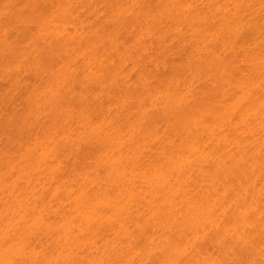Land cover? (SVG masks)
I'll list each match as a JSON object with an SVG mask.
<instances>
[{
  "label": "bare ground",
  "instance_id": "obj_1",
  "mask_svg": "<svg viewBox=\"0 0 264 264\" xmlns=\"http://www.w3.org/2000/svg\"><path fill=\"white\" fill-rule=\"evenodd\" d=\"M131 1L133 7L138 5L137 10L117 0L112 25L90 34L60 30L56 24L80 9L86 3L83 0L27 3L30 15L35 14L28 17L41 26L29 51L19 45L25 37L13 39L10 31L0 30V81L10 87L22 84L25 90L19 100L21 114H8L9 106L14 111L16 104L7 107L0 103V113L12 116L6 126L18 143L12 152L25 148L14 156L0 151V170L18 174L34 189L39 186V192H48L54 202L43 209L25 202L17 204L21 209L10 205V220L0 224L2 236H6L0 238V264H13L17 256L24 264L19 243L34 249L30 264H236L243 254L238 249L245 245L243 251L252 247L251 254H260L258 246L247 240L251 234L260 236L252 229L264 225L261 217L256 218L264 213V166L257 171V163L262 164L257 155L261 153L264 161V147L255 144L253 151L247 143L263 139L264 144L263 133H257L264 128V14L252 11L254 6L250 8L248 0H232L234 5L211 0L208 7L214 15L207 22L180 0ZM151 2L167 15L180 9L179 16L168 18L164 12L154 16L148 13ZM261 10L264 13V5ZM245 13L250 14L249 19ZM258 13L260 19L253 21ZM12 17L22 18L17 12ZM171 19L176 24L188 21L196 44H202L196 47L195 56L189 55L197 58L184 66L187 74L178 65L179 70L176 65L138 64V74L131 81L123 67L107 61L104 55L110 48L105 41L116 35L119 25H136L139 33H148L149 29L167 30L166 24H175ZM248 20L252 25H247ZM41 44L56 52L55 58L40 52ZM83 45L103 52V57L87 65H60L63 52L71 57ZM208 85L225 90L215 93L217 98L222 94L220 100L209 96L211 103L223 104L222 108L206 105V99L200 103L193 96L197 86L201 92ZM137 89L144 91L145 98L150 94L147 99L151 102L140 99L138 105L141 109L149 105L144 109L151 108V112L135 109L140 102L134 97ZM121 101L131 103V110L137 113L127 110ZM75 107L79 109L75 111ZM121 107L137 117L123 122L125 116L113 118L112 113L120 114ZM257 112L263 114L261 120L256 119ZM239 124L248 131H242ZM254 126L258 129H252ZM250 132L253 137L246 136L249 139L244 142V135ZM225 150L231 151L229 156ZM232 150L241 153H236L238 158ZM243 153L250 161L245 168ZM252 159L257 166L250 164ZM241 181L251 183V190L241 186ZM30 221L34 224L27 226ZM37 246H41L38 251Z\"/></svg>",
  "mask_w": 264,
  "mask_h": 264
},
{
  "label": "rangeland",
  "instance_id": "obj_2",
  "mask_svg": "<svg viewBox=\"0 0 264 264\" xmlns=\"http://www.w3.org/2000/svg\"><path fill=\"white\" fill-rule=\"evenodd\" d=\"M32 1H34V0H0V30L5 29L6 31H10L12 33L10 35L13 37V39L15 37H17V36L25 37L24 40L19 43V45L22 46L23 49H26L28 51L31 50V48L33 49V47L31 45H32L33 41L35 39H37L36 36H37V34H39V32L41 30V26L37 22L34 21L35 20L34 18H33V20L31 18V17H35V16H33L35 14L32 13L30 15L29 12H31V10H30L29 7H27L28 5L26 6L27 3H30ZM83 1H85L86 3L80 9H78L75 13H73V15L71 17L65 18V19H60L59 21H57L56 24L58 25L57 27L60 30H62V29L65 28L68 31L78 30V31H84L86 34H90V33H93L94 31L96 33V31L102 30L106 25H112L111 23L113 21V18H115L114 16L116 14L115 11L117 10V12H118L117 0H83ZM118 1H120L121 3H123L124 6L127 7L130 10H137L136 8H137L138 5L136 7H133L134 3H132L131 0H118ZM147 1H149V0H147ZM181 1H183V0H180L179 1L183 6H185L186 3H188L187 5L189 7H191V8H188V9L195 10L196 13H199L203 18H205L206 21H207V19L211 18V16L213 17V15H214L213 11H211L210 8L208 7V3L210 4L211 0H189L190 5H189V2H185L186 0L184 1L185 4H183ZM230 2H231V4L234 5V3H233L232 0H221V3H225V4H230ZM248 2L251 3V6H249L250 8H252L254 6V8H252V11L255 10V9H257V10H260L261 11V13L259 12L260 14H264L263 11L261 10V8L263 9L264 0H248ZM121 3H120V5H121ZM218 3H220V0H219ZM135 4H136V2H135ZM154 4H152V2L149 3V6H150L149 9H151V10H150V12H148L149 10H147V12L150 13V14L155 13L154 16H157V15L160 16V14H163L162 12H164V11H160V13H159V10L160 9L158 8L159 9L158 10L157 7ZM153 5L155 6V9L154 10L155 11H158V12H155V11L153 12V10H152L153 9ZM182 5H179V6H181L180 8H181V11L183 12ZM223 5L224 4H221L219 6H223ZM225 6H227V5H225ZM229 6H231V5H229ZM206 7H207V9H206ZM249 7H247V8L245 7L243 9L245 11H247V12H251V10H250ZM226 8H228V7H226ZM240 9L242 10V8H240ZM179 10L180 9H175L172 13H168L169 16L167 15L166 12H164V13L169 18L170 15H174L175 16V14L177 12H180ZM222 10H223V8H222ZM226 11L229 12L230 10L228 11L226 9ZM226 11L224 10V12H226ZM255 11H254V13H255ZM16 12L18 14H20V17L22 16V18H20L21 20L13 19L12 15L14 13H16ZM182 12L180 14H181L182 20H183V16H185V15L184 14L182 15ZM129 13H130V11L127 12L124 15V17H126L125 19H128L127 18L128 17L127 15ZM157 13H159V14H157ZM231 13H233V12H231ZM240 13H241V11H240ZM259 13H258V15L256 14V17L257 18L255 16L253 18L251 17L252 19L255 18L253 21H255V20L258 21L260 19L259 18V16H260ZM178 14L179 13H177V15ZM28 15H30L31 17H28ZM248 15H250V14H247V16H246V13H245V16L248 17V19H249V16ZM261 16H264V15H261ZM163 17H164V15H163ZM177 17H172V18L175 19ZM167 20L168 19L166 17V22H167ZM250 20H248L246 22L247 25H249V26L252 23ZM164 21H163V23H164ZM178 21L179 20H177L176 22H178ZM261 21H263V20H261ZM126 22H127V20H126ZM126 22H124L125 25H126ZM173 22L175 23V21H173ZM185 22L183 21L180 24L178 22L177 24L175 23L174 25H173L172 22H170V23H172L171 25H169V26H167V24L165 25L166 28H168L167 30H164L163 29L164 27L162 25H164V24L162 23V25L160 24V25H158V27L160 26L161 29H163L164 31H158L157 30V29H159L158 27H156L157 28L156 30L158 32L157 31H154L153 32V29H149L148 31L145 29L146 32H148V33H145V31H143L144 33H139V31H138L139 27H137L136 25L135 26H132V25L129 24L128 26H124V24H123L124 27L122 25L121 26L119 25L117 27L118 30H116V31H118L116 33V35L113 36V37H111L110 39H107L105 41V47L108 48V49L110 48V49L105 53L104 56L108 59L107 61L109 63L113 64L114 66H121V67H123L124 68L123 69L124 70L123 71L124 74L129 75L131 77V81H132V78L135 79V72H136V75L138 74V72L136 71L137 70L136 68H137L138 64H140L142 66H144V65H149V66H153V67L154 66H158L160 68H161L162 65H174V66L176 65V67L178 68L177 70H179V67H180V70L179 71H181L182 74L185 75V73L187 74V72L184 71L187 63H191L193 60H195L197 58V57H190V56H195L196 55V51H195L196 47L199 46V45L200 46L202 45L200 43L199 44H196L197 42H195V38L193 37V30H192L191 26H189L188 21L185 20ZM253 24H255V22H253ZM150 31H151V33H149ZM191 31H192V33H191ZM16 39H21V38L20 37H17ZM199 41L201 42V39H199ZM37 42H41V41L38 39ZM38 49L40 50V52L44 51V55H46L47 57H54L55 58V56H56V52L51 51V50L48 51V47L44 46L43 44H41ZM99 57H103V52H101L99 50H96L95 51L94 47H92V46L83 45L81 47V50H79L76 54H72L71 57H67V53L66 52H63L61 54V56H60V58H61L60 65H62L63 63H66L68 65H73V66H75V65H77V66H79V65H87V64L92 63L93 60H95L96 58H99ZM21 60H25V59L22 57ZM188 60H190V61H188ZM135 65H137V66H135ZM183 71L185 73H183ZM158 72H160V70ZM186 77H187V75H186ZM135 81H136V83H138V79L135 80ZM212 87L213 86L208 85V87H205L204 89L202 88V90H207L208 89L207 91L209 93L205 91L206 94H209L208 97L205 96L206 95L205 93L203 94L204 91L202 92V90H201V92H200V89L201 88L198 89L199 86L196 87V89H198L199 91L195 89V92L196 93L198 92L197 94H199V95L202 93L201 95H203L205 97L199 96L196 93L193 96H195V98H197L198 100H200V103H202L203 101L205 103V101L207 100L206 101V105L208 104L209 106H215L216 108L217 107L218 108H222V105L223 104L221 105V104L217 103L216 101L214 103H211V100H212L211 97L214 96L213 97V101H214L215 100L214 98L216 97V94L215 93H217V94H218V92L219 93H221V92L223 93V92H225V90L224 91H220L221 89L217 88V89H219V90H217V89L214 88L216 90V92H215V90H213ZM23 89H24V86L22 84H19L18 87H10V86H6L4 82L0 81V103H1V105L2 106L6 105L8 107L9 105H12L13 106V105L16 104L15 107H14L15 109H13L14 111H12L11 107L9 106V109L12 112H14V115L7 108L9 110L8 112H10V113H8L9 115L12 114V116H15L16 115L15 113H17V112L19 114H21V112L19 110H22L21 108L23 107V105L20 104L21 101H19V100H21L23 98V96H25L24 95L25 90H23ZM139 91H142V90L137 89V95H134V97L136 96V98H138V100L140 102H138V100H136V101L133 100L135 102H138L137 105L140 104L142 101L145 102L146 100H148L149 102H151L149 99H147V98H150L151 97V96L148 97L150 94L147 93L146 94L147 95V98H145L146 96L144 94V91H143V94H142V92L140 93ZM181 92H184V91H181ZM211 92H213V93L211 94ZM233 92L235 93V91H233ZM154 93H155V91H154ZM185 94H186V92H185ZM188 94H191V93H188ZM236 94H237V92H236ZM121 95H123V94H121ZM210 95H211V97H210L211 99L209 98ZM220 96L218 97L219 100H220ZM125 97H123V98H125ZM230 97L231 96H228L227 95V98H230ZM119 98H120V96H119ZM154 98H152V101H153ZM218 98L216 97V99H218ZM15 99H18V101H15ZM132 99H133V97H132ZM204 99H206V100H204ZM12 100H14L15 102L14 103H11ZM18 102H19V104H18ZM135 102L134 103L132 102V104L135 105L136 104ZM122 103H125L124 104V107H126L127 110L130 108V112L133 111V110H131V108H132L131 103H130V105H128L129 103L127 104L126 102H122ZM146 103H145V105H146ZM226 103H228V102H226ZM218 104L221 105V106L219 107ZM229 104H231V103H229ZM138 106H136L137 108H135V109L138 110V112L143 111V112L147 113L148 111L151 112V110H152L151 108H150L151 110L150 109H144V108H147L149 105L148 106L146 105L147 107H143L142 109H141L140 106L139 107ZM116 107H118V104H117ZM124 107H121L119 109V110H122V112L120 114L117 113L118 115H116L115 112L112 113V117L113 118H115V117H117V118L118 117H121L122 118L123 116H125V117H123V119L120 122L125 121L126 118L127 119L130 118L131 117L130 115H132V114H129L130 113L129 111L126 112L127 110ZM154 107L155 106L152 107L153 110H154ZM78 109H79V107L76 108L75 111L78 110ZM135 111L136 110L133 111V114H134ZM3 113H0V151H1V153H2V151H4L3 153H12L11 155L14 156L15 155V152H18V151L12 152L15 148H18L17 139L12 140V138L14 137L15 134L10 132V130H9L10 129V126L6 129V126L9 124V119L12 116L9 117L6 113L5 114H3ZM136 113H137V111H136ZM258 115L259 116H258V118L256 117V119L261 120L263 114L262 113H258ZM255 116H256V114H255ZM136 117H137V115L131 117L130 119L132 120V119H134ZM253 121H254V119H253ZM253 121L252 122L250 121V124L254 123ZM259 122H261V121H259ZM263 123H264V121H263ZM254 125L258 127V125L260 126V125H262V123H258V124L254 123ZM159 126L162 127L161 125H159ZM243 126L244 125H240L239 124V128L242 131L247 132L248 130L245 128V126L244 127ZM255 126L253 128L252 127L251 128L252 129H254V128L256 129L257 127H255ZM263 129L264 128H262V129H260V131H258V132L256 131V132L259 135L262 132L263 134H261V135H264V132L262 131ZM158 133H160V132H158ZM161 133L162 134H165L164 131H161ZM251 134L252 133L250 132V134L244 135V142H245V139L247 141L250 138ZM242 136H243V134H242ZM246 136H248L249 138L247 139ZM256 136H257V134H256ZM251 137H253V136H251ZM238 138L240 140H243V138L237 137V139ZM258 138H259V136H258ZM261 138H264V136H262ZM251 140L252 139H249L248 141L252 145H250L249 143H247V145H249V148L250 147H253V151H255V149H256V147L254 149V146H253L255 144L257 145L258 148L259 147L260 148L261 147H264V144H262L263 142H261L263 139H260V140H257L256 139L257 140L256 142H253ZM246 149H248V147ZM250 149H252V148H250ZM249 151L250 150H247L245 153L247 154ZM24 152H25V148L21 149L20 152H18V153L21 154V153H24ZM227 152H228V156H229V153L231 151H228L227 150L226 153ZM252 152H251V154H253ZM232 153H233V150H232ZM236 153L237 152L235 151V153H233V154L238 158V155L241 154V153H239V154L237 153L238 155ZM245 153H243V154H245ZM223 154L225 155V152ZM246 154H245V156H242L243 157V160L246 158L244 160V162H242V164L244 163L242 165L243 168H245L244 165L246 166L248 164V162H250L249 160L247 161V157L249 158L250 155H249V153H248L249 156H247ZM257 154L258 153H256V155ZM230 156H233V155H230ZM252 156H255V155H252ZM233 157H232V159H234V158L237 159L236 157H234V158ZM257 158H258V161H260L262 163V164L257 163V165H258L257 168H259L260 165L264 166V161L262 160L263 156L261 157V153H259L257 155ZM252 160H251L252 163H250L251 165L255 164L254 162L257 161V160H254V159H252ZM233 163H231V164H233ZM262 166L260 167L261 169L263 168ZM232 167H234V166H232ZM260 168L257 171L261 170ZM246 170H247V168H246ZM4 171H8V170L6 168H4L3 170H0V173H2L0 175V218H2L5 215V217H3V219L5 221V219L7 218V221H5V223H4V221H2L3 223L0 221L1 222L0 224L1 225H6L7 222H8V220H10V211L8 210V208L10 207V205H16L18 207V205H20L21 202H23V203L25 202L24 204H26V203H29L30 205L31 204H33V205L36 204V205H38V208H40V209L42 208L43 209L44 208L43 205L44 206H48V205H51V204L54 203V202H50L51 196L49 195L48 192H44L43 194L39 192V190L42 192V189L39 186H37V188L34 189V188H32V186H30L29 184L26 183L27 181L24 178H20L18 174L14 173V172L13 173L11 172V173L3 174ZM249 171H250V167H249ZM258 173H260V172H258ZM252 174L254 175V173H252ZM261 174H262V172H261ZM263 177H264V175H263ZM261 179H262V177H261ZM261 179L258 182L261 183V182L264 181V180L262 181ZM250 180H252V179L250 178ZM254 180H257V179L255 178ZM243 181H241V183H242L241 186H245L248 189L251 183L249 184V182H248L247 184L243 185V183L246 182V181L245 182H243ZM241 183H239V184H241ZM255 183H257V182H254V184L253 183L252 184L255 185ZM228 184H232V183L228 182ZM235 186H237V185H235ZM239 186L240 185H238L237 187H239ZM256 186L257 187L259 186L258 183L255 185V187ZM249 189L251 190V187ZM250 192H249V194H252L253 193V192L252 193H250ZM252 195H250V196H252ZM255 196H257V195H255ZM254 198H256V197H254ZM11 201L14 202V203L11 204ZM41 202H42V204H41ZM251 202H254V200L251 201ZM256 202L258 203L259 201H256ZM263 202H264V200H263ZM257 203H256V205H257ZM257 206H259V205H257ZM38 208H36V210H38ZM18 209H21V207H18ZM262 209H264V208H262ZM262 209H261V211H262ZM44 213L46 215V211H44ZM260 213L256 214V218H260L261 217L260 218V221L261 220L264 221L262 219L264 217V213H263V217H262V214H260ZM37 216H38V214H37ZM33 224H34L33 221H30L27 224V226H31ZM2 229L0 228V238L1 237H3V238L6 237L4 235L2 236V232H3V231H1ZM248 229H250V228H248ZM248 229H247V231H248ZM252 230L255 231V233L258 232L257 234H260V236H258V235H254L253 236L251 234L250 239H248L247 241L251 240V241H249V243L250 242L253 243V244L255 243L258 246L257 247V252L259 251L260 254H258V255L256 253H255L256 255L255 254H251L252 252L250 253L249 251L252 249V247H251V249H249V251L246 252V251H243L244 248L246 247V245H245V247L244 246H240V247L237 246L235 248L237 249L239 247V249H238L239 251H240V249H243V250H241L239 252V253L242 252L243 254H239L240 256L241 255L242 256L240 257L239 260L237 258L238 261L235 262L236 264H264V256H263L264 255V253H263L264 252V245L262 244L263 243L262 242V239L264 240V225L263 226H260V227H257L256 229H252ZM249 232L251 233V230L248 231V233ZM247 238H249V237H247ZM36 243H37V241H35V244ZM246 244H248V242H246ZM8 246L9 245H6L4 248H6ZM253 246H255V245H253ZM17 248H22L23 249V258H24V261L27 262V263L24 262V264H30L31 263V259H32L33 255H34V252H33L34 249L32 250L30 247H26L23 243H19L17 245ZM40 248H41V246H37V249L36 250L38 251ZM235 248H234V250H236ZM255 251H256V248H255ZM236 252H238V251H236ZM236 255H238V254H236ZM18 257H21V256H17L16 258H14L13 259V262H12L13 264H23V263H20V261H18L19 260Z\"/></svg>",
  "mask_w": 264,
  "mask_h": 264
}]
</instances>
